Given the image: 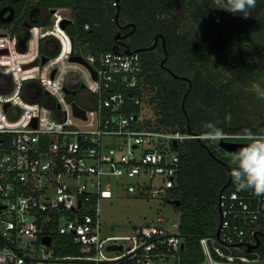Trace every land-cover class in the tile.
Returning a JSON list of instances; mask_svg holds the SVG:
<instances>
[{"label": "built area", "instance_id": "1", "mask_svg": "<svg viewBox=\"0 0 264 264\" xmlns=\"http://www.w3.org/2000/svg\"><path fill=\"white\" fill-rule=\"evenodd\" d=\"M66 10H53L51 27L63 19L72 23ZM43 28H30L36 51L19 62L4 58L16 51V36L0 37L11 42L8 53H0V69L9 73L8 89L0 91V264H183L179 222L171 230L168 219L157 216L130 236H105L100 204L116 192L174 200L168 194L177 182L178 146L212 134L158 122L139 52L82 55L94 78L82 64L68 63L71 45L64 62L57 60L62 42ZM49 35L59 40L60 51L41 65L38 42ZM36 58L38 65L22 67ZM71 76L83 84L85 106L76 103L84 117L74 114L64 91L74 89L67 86ZM31 80L40 96L32 93L29 100L23 91ZM252 136L264 135L223 133L213 140ZM218 206V234L200 238L203 259L196 264H264L257 248L247 251L256 237L264 238V195L233 185L220 193Z\"/></svg>", "mask_w": 264, "mask_h": 264}, {"label": "trees", "instance_id": "2", "mask_svg": "<svg viewBox=\"0 0 264 264\" xmlns=\"http://www.w3.org/2000/svg\"><path fill=\"white\" fill-rule=\"evenodd\" d=\"M8 3H13L18 14L25 6L46 11L69 8L73 21L65 31L73 39L72 50L81 55L124 51V47L114 46L119 26L135 27L128 48L139 52L143 59L145 81L161 125L193 134L219 131L221 134L264 135V117L254 126L231 121L238 115L230 91L232 83L246 85L264 71V0H257L247 17L215 9L213 0H36L33 4L25 0H0V8ZM178 8L192 21L193 38L181 32L182 19L175 14ZM45 23H49V18ZM60 33L67 42L65 32ZM157 35L165 41L166 66L175 76L160 66L159 57L164 53L161 48L149 52L137 48L140 43H152ZM35 36L36 30L25 54L12 50V55L5 59L10 63L19 55L32 54V57L36 49ZM0 42L4 49H9L11 42L4 38ZM69 48L70 44L66 51ZM207 53L231 60L227 66L230 77L226 82L217 85L205 75ZM209 124L213 127L206 126ZM251 139L227 138L237 142H251ZM177 149L180 158L177 182L168 195L180 201L176 208L180 213L179 235L184 244L182 262L196 264L203 259L200 238L214 235L218 229L219 195L236 185L237 165L222 156L224 149L218 142L213 145L209 139H187ZM257 250L264 258V238L260 239Z\"/></svg>", "mask_w": 264, "mask_h": 264}, {"label": "rangeland", "instance_id": "3", "mask_svg": "<svg viewBox=\"0 0 264 264\" xmlns=\"http://www.w3.org/2000/svg\"><path fill=\"white\" fill-rule=\"evenodd\" d=\"M32 4L36 0H27ZM64 14L66 11L63 12ZM175 14L181 16V32L189 33L193 38L195 36V29L192 24V21L188 18L187 15L182 13L180 8L175 10ZM49 23H40L35 26H43L44 29H49L52 23V17H49ZM66 33V31H65ZM67 34V33H66ZM68 35V34H67ZM36 51V49H35ZM33 53V52H32ZM18 57L14 59L16 62L28 59L31 57ZM230 59H220L212 53H207L205 58V63L207 68L205 75L211 79L215 84L220 85L223 82H226L229 77V71L227 66L230 64ZM68 63H71L68 61ZM5 73L8 72V69H0ZM3 81L1 80L0 83ZM37 88L38 96H40V86L36 82L27 84L25 86V96L32 94V89ZM8 89V88H7ZM257 89L259 91H257ZM84 90L73 94L69 99L81 103L80 100L86 101V95L82 93ZM231 94L235 100L237 106L236 114L238 115L233 117L232 122H242L245 124H251L252 126L258 124L262 117H264V98H261L260 93L264 92V71H260L249 83L246 85H240L236 82L231 85ZM33 96V95H30ZM31 98V97H28ZM85 106L83 103H81ZM216 140L209 139V143L213 144ZM220 147V146H219ZM219 149L218 147H216ZM222 156H226L229 161H235L236 156L238 155L235 152H229L224 150L221 153ZM111 201V202H110ZM103 200L100 204L101 217L103 222V233L105 236H130L133 234L134 229L151 221H155L157 216H162L165 219H168L166 224L173 230L171 224L174 222H179L180 213L177 210L176 206L170 202H163L161 199H140L136 195L130 194H118L114 193L112 199Z\"/></svg>", "mask_w": 264, "mask_h": 264}, {"label": "flooded vegetation", "instance_id": "4", "mask_svg": "<svg viewBox=\"0 0 264 264\" xmlns=\"http://www.w3.org/2000/svg\"><path fill=\"white\" fill-rule=\"evenodd\" d=\"M12 2H19L22 0H11ZM27 0H25L26 2ZM25 8V9H24ZM23 10L20 11L18 14L17 9L14 7L13 3H8L5 6L0 8V33L10 34L14 35L17 38V45L20 44V42L24 39V37L28 34H30V28H32L35 25H39L40 23H45L46 20L51 16L52 12L56 8H49L48 11L41 9V8H35V7H27L25 6ZM66 13H69L70 9L66 8ZM50 19V18H49ZM135 27H132V29H128L126 27V24L120 25L118 32L116 33L114 37V46L117 48H121L127 46L130 47L129 44H131V40L134 38L133 32ZM59 30V32H58ZM62 29L59 25H56L54 27H50L48 29V33L54 34L57 37H59L63 41V49L62 54L60 58L64 56V54L67 53L66 48H68L69 39L67 37V42L65 41L63 35H61L60 31ZM65 31V30H64ZM49 35L45 36L41 39V42L39 40L38 44V56L41 58L43 54L49 56L52 58L54 53L59 49L60 50V42L59 40L54 36ZM33 36V33L31 35V38ZM157 39L152 41L150 44L140 43L138 44L137 48L144 52H149L152 50H156L161 48L163 50V56L159 57L160 66L164 69H166L169 73V68L166 66V62L168 59V54L165 52V41L163 44V38L161 35H157ZM3 37V36H0ZM30 40V39H29ZM28 46V45H27ZM2 50V49H1ZM131 51V50H130ZM74 52V51H73ZM76 53V52H74ZM5 54V53H4ZM78 54V53H76ZM81 55V54H80ZM82 56V55H81ZM7 55L4 56L6 58ZM169 62V61H168ZM1 73V72H0ZM173 76L174 73H171ZM1 78L3 82L9 83V73L8 72H2ZM185 80V79H184ZM187 81V80H185ZM188 82V81H187ZM79 79L77 77H69L67 81V86H73L75 91V94L84 90L82 87V84H79ZM32 93L37 95L38 91L35 87L32 89ZM227 140V139H226ZM232 141V140H231Z\"/></svg>", "mask_w": 264, "mask_h": 264}, {"label": "clouds", "instance_id": "5", "mask_svg": "<svg viewBox=\"0 0 264 264\" xmlns=\"http://www.w3.org/2000/svg\"><path fill=\"white\" fill-rule=\"evenodd\" d=\"M215 9H223L232 14L248 16L255 8L257 0H213ZM257 91H259L257 89ZM264 98V92L260 93ZM212 128L213 125H206ZM251 135V134H250ZM210 139L223 138L219 131L212 134ZM237 165L234 171V181L238 190L251 189L255 195H264V136H252L251 143L244 147L236 156Z\"/></svg>", "mask_w": 264, "mask_h": 264}, {"label": "water", "instance_id": "6", "mask_svg": "<svg viewBox=\"0 0 264 264\" xmlns=\"http://www.w3.org/2000/svg\"><path fill=\"white\" fill-rule=\"evenodd\" d=\"M71 24V20L69 19H63L60 23H59V26L62 30H65L66 27ZM6 35L5 33H0V36H4ZM158 36H155V40L157 39ZM30 39V34L26 35L24 37V39L20 42V44H18L16 46V51L18 53H24L27 51V44H28V41ZM69 40H70V43H71V52H70V55L68 57V61L71 62V63H79V64H82L83 66H85L86 68L89 69V71L91 72L92 76L95 78L96 77V74H95V71L93 70V68L85 61V59L80 55V54H76L73 52L72 50V43H73V39L72 37L69 36ZM163 40V39H162ZM163 44H164V41H163ZM59 49L54 53V55L56 56L58 53H59ZM124 52L126 53H129L131 52L130 49L125 46V50ZM0 53H5L7 54L8 53V50L7 49H2L0 50ZM50 57L43 54L40 58V64L43 65L45 64L48 59ZM39 63V59L36 58L33 62L29 63V64H25L23 65L22 67L23 68H29V67H33V66H36L38 65ZM55 69L52 70L51 72V77L54 76L55 74ZM185 80H187L189 82V79L187 78H184ZM82 87H83V84H82ZM64 91L65 93H70L71 95L75 94V91L74 90H70L68 87H64ZM72 108H73V111H74V114L77 115V116H81V117H84V111L82 109H80L78 106H77V103L76 101H72ZM6 106V105H5ZM251 142H237V141H230V140H224V139H221L218 144L219 146L226 150V151H229V152H235V153H239L244 147H247ZM174 144H176V142H174ZM170 203H172L173 205L175 206H179L180 204V201L179 200H171ZM218 231H219V228L217 229V234H218ZM46 241L47 244H49V238H45L44 239ZM260 240L259 238L256 237V243L254 245H250L247 247V251H250L251 249H254V248H257L258 247V244H259ZM184 244H182V247H183ZM108 249H121V245H108Z\"/></svg>", "mask_w": 264, "mask_h": 264}, {"label": "crops", "instance_id": "7", "mask_svg": "<svg viewBox=\"0 0 264 264\" xmlns=\"http://www.w3.org/2000/svg\"><path fill=\"white\" fill-rule=\"evenodd\" d=\"M70 45H71V44H70ZM16 52H17V51H16ZM17 53H18V52H17ZM19 57H23V56H20V55H19ZM17 58H18V57H17ZM1 69H5V68H1ZM2 72H3V70L1 71V73H2ZM1 73H0V74H1ZM1 80H2V78H1V75H0V82H1ZM2 81H3V80H2ZM32 82H35V81H33V80L28 81L27 84H31ZM6 83H7V82H2V83H0V91H1V92H3V91H7V89L5 88V87H6ZM34 88H35V87H34ZM23 93H24V91H23ZM31 93H32V92H31ZM24 94H25V93H24ZM30 95H32V94H30ZM30 95H27L26 98L29 99L28 97H31V98L33 97V96H30ZM29 100H32V99H29Z\"/></svg>", "mask_w": 264, "mask_h": 264}, {"label": "bare ground", "instance_id": "8", "mask_svg": "<svg viewBox=\"0 0 264 264\" xmlns=\"http://www.w3.org/2000/svg\"><path fill=\"white\" fill-rule=\"evenodd\" d=\"M59 38V37H58ZM31 39V38H30ZM60 39V38H59ZM61 40V39H60ZM29 42V41H28ZM61 42H62V49H63V41L61 40ZM69 44H70V42H69ZM62 49H61V53H60V55L58 56V58H57V60H65L66 59V56H67V54H68V52H69V50L67 51V53L66 54H64V56L62 57V58H60V56H61V54L63 53L62 52ZM70 49V48H69ZM23 54H25V53H23ZM64 62V61H63Z\"/></svg>", "mask_w": 264, "mask_h": 264}]
</instances>
